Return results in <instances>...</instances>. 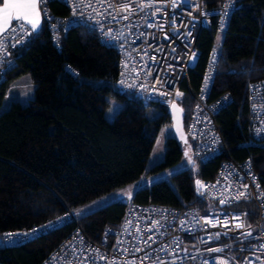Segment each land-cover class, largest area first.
<instances>
[{
	"label": "trees",
	"instance_id": "16d2710c",
	"mask_svg": "<svg viewBox=\"0 0 264 264\" xmlns=\"http://www.w3.org/2000/svg\"><path fill=\"white\" fill-rule=\"evenodd\" d=\"M221 0H204L206 8ZM56 14H66L59 1H50ZM216 29H201L197 60L180 86L183 122L193 105L189 87L200 88L212 47L218 54L215 80L209 99L229 96L215 114L226 144V155L199 161L197 170L184 168L170 180L138 187L131 200L179 208L196 207L201 201L195 180L212 179L224 156L249 159L264 173V146L248 142V88L264 78V0H236L219 46ZM15 65L0 84V104L9 82L29 74L33 96L26 104L12 100L0 111V238L5 231H21L45 222L70 208L76 209L128 183H138L146 172H156L182 157V142L174 135L165 140L161 161L146 170L159 127L171 123L164 106L144 103L121 92L116 85L118 56L101 44L85 26H72L62 34L59 49L46 27L14 51ZM112 96L122 107L112 120L104 111ZM152 108L162 111L154 115ZM254 214L249 202L245 207ZM126 208L121 200L78 215L91 239L115 227ZM235 208H242L236 205ZM67 222L18 245H3L0 264H41L73 233Z\"/></svg>",
	"mask_w": 264,
	"mask_h": 264
},
{
	"label": "built area",
	"instance_id": "2783aa9c",
	"mask_svg": "<svg viewBox=\"0 0 264 264\" xmlns=\"http://www.w3.org/2000/svg\"><path fill=\"white\" fill-rule=\"evenodd\" d=\"M50 1L45 0L40 5L42 24L58 49L60 38L68 28L87 27L101 44L114 49L118 56L117 88L144 103L156 102L166 110L173 102L181 107L180 84L188 79V70L193 60H197L196 41L200 30L214 28L218 33L225 32L236 6V0H221L213 8H206L204 0H103V3L56 0L67 9L66 14H56ZM126 2L135 11H119L120 5ZM142 3H150L151 7L141 10ZM113 16L116 18L112 19ZM124 16L128 18L123 19ZM15 23L13 21L14 26ZM30 37L19 28L0 33V84L15 65L14 51L25 45ZM217 62L218 54L212 47L200 88L195 91L189 87L188 90L193 105L185 132L199 161L227 153L215 114L227 103L229 96L209 99ZM177 92L182 95L177 96ZM247 98L248 142L264 146V78L249 85ZM197 181L205 187L198 190ZM195 187L201 198L196 207L128 201L118 225L106 227L96 240L85 233L78 215L70 208L28 229L5 231L0 240L3 245L22 244L51 231L44 227L49 222L59 227L72 221V235L41 264H173V261L175 264H203L205 260L216 264L217 259L227 264H248L249 260L252 264H260L264 260V250L259 247L264 244V173H257L249 159L236 160L228 155L221 159L212 179L197 178ZM239 192H245L246 198L233 200ZM225 197L230 203L221 205L219 201ZM245 202L253 206V215ZM236 205L242 208H235ZM236 215L241 217L240 221L232 219ZM206 220H211L212 224L205 223ZM225 220L229 222L227 228L223 227ZM153 221L158 222L156 227ZM237 223H243L244 227L236 229ZM33 229L40 231L33 233ZM246 232L252 235L245 237L243 233ZM9 233L15 235L8 237ZM149 236L152 239L145 245ZM137 248L142 251H136ZM210 248H223L224 251L209 252ZM102 256L104 259L100 258Z\"/></svg>",
	"mask_w": 264,
	"mask_h": 264
},
{
	"label": "rangeland",
	"instance_id": "374dc122",
	"mask_svg": "<svg viewBox=\"0 0 264 264\" xmlns=\"http://www.w3.org/2000/svg\"><path fill=\"white\" fill-rule=\"evenodd\" d=\"M222 38H223V33H218L215 40L216 46H219V44L222 41ZM27 77H29V74H27ZM25 96L26 95H23V99H22L23 104H26L29 100ZM12 99H13L12 96L5 95L3 97V101L0 104V111L7 108L10 105ZM107 99L109 104L105 108L104 116L107 120H112L114 118L115 113L122 107V102H120L119 100L115 99L112 96H108ZM152 110H154V115L157 114V116L160 113H162V111H159L158 109L155 108H152ZM172 135H174V132L171 123H163L159 127V130L154 140V144L147 159L146 170H149L151 166H153L154 164H156L157 162L163 159L165 154V140L167 137ZM186 152L188 153V156L185 155ZM188 157H191L192 163H189ZM198 162L199 160L196 158V156L192 151L190 141L186 140L185 143H182V157L180 161L156 172H146L141 177L138 183L135 182L128 183L108 194L96 198L86 203L82 207L76 209V213L78 215H81L91 210H94L98 207H101L109 202L127 198L129 197L128 195L129 192H131L133 195L134 191L137 190L138 187L148 186L155 181L163 180V179L169 181L172 174L184 168H192L194 171H196L198 167Z\"/></svg>",
	"mask_w": 264,
	"mask_h": 264
},
{
	"label": "snow or ice",
	"instance_id": "6c2138e0",
	"mask_svg": "<svg viewBox=\"0 0 264 264\" xmlns=\"http://www.w3.org/2000/svg\"><path fill=\"white\" fill-rule=\"evenodd\" d=\"M45 0H2V3H0V33H4L6 31H16L17 28L20 30L24 31L26 35H31L35 34L39 31L40 25L42 22V17H41V9L40 5L44 3ZM99 3H103V0H98ZM173 6H175V3H173ZM140 9L142 10L145 7H151V4H140L139 5ZM119 11H135V9L130 8L129 3H123L120 5ZM159 11V9H157ZM99 14V13H98ZM227 16V13L224 14ZM116 17L113 16L112 19H115ZM127 16H124L123 19H127ZM13 21H15V26L13 25ZM151 26V25H149ZM223 22L221 24V27L223 28ZM190 34V33H189ZM193 58H195V54H193ZM153 59H155L153 57ZM216 57H213V62H215ZM208 77H206L207 81ZM182 95L181 93L177 92V96ZM173 108L176 107L175 104L172 105ZM186 156H188V153H185ZM189 163H192L191 157H188ZM197 186L198 190L202 187H205L204 185L201 184L200 181H197ZM247 185H244V188H247ZM258 187V186H257ZM202 194V193H201ZM129 197H131L132 193H128ZM246 193L245 192H239L235 197H233V200H240L241 198H246ZM221 205H225L230 203L229 199L225 197L224 199H221L220 201ZM232 219L240 221L241 217L239 215L233 216ZM158 222L153 221V227H156ZM205 223L207 224H212L211 220H206ZM217 223H220L219 220ZM228 221L225 220L223 222V227L227 228L228 227ZM213 226H216L215 224ZM49 229H56L58 227L57 223L49 222L48 225L44 226ZM236 229H240L244 227L243 223H237L234 225ZM127 229H125L126 231ZM37 231H40V229H33L32 232L36 233ZM147 231H152V229H147ZM15 234L9 233L7 234L8 237H11ZM27 236L28 233H25ZM219 236V233L216 234ZM245 237H250L252 235L251 232H246L243 233ZM152 237L149 236L147 240L144 241L145 245H148V240H151ZM120 243V241H118ZM261 250H264V244L259 245ZM136 251H142V249L137 248L135 249ZM209 252H223V248H210L208 249ZM101 259H104V257H100ZM144 259H147V256H145ZM257 260H260V257H256ZM173 264H175V261H173ZM203 264H209L207 260L203 262ZM216 264H227V261L223 259H217ZM248 264H252V262L249 260ZM260 264H264V260L260 261Z\"/></svg>",
	"mask_w": 264,
	"mask_h": 264
},
{
	"label": "crops",
	"instance_id": "0c3cea01",
	"mask_svg": "<svg viewBox=\"0 0 264 264\" xmlns=\"http://www.w3.org/2000/svg\"><path fill=\"white\" fill-rule=\"evenodd\" d=\"M0 3H2V0H0ZM33 86L34 84L30 76L27 77V74H23L9 82V86L6 90V95L12 96V100H18L23 104V95H26L25 97H27L28 99L32 97L31 95H33ZM2 101L3 99L1 100V102Z\"/></svg>",
	"mask_w": 264,
	"mask_h": 264
},
{
	"label": "water",
	"instance_id": "95a60500",
	"mask_svg": "<svg viewBox=\"0 0 264 264\" xmlns=\"http://www.w3.org/2000/svg\"><path fill=\"white\" fill-rule=\"evenodd\" d=\"M195 62V59L193 60V63ZM173 104L176 105L175 108H173ZM170 108L167 110V113L171 119V125L173 128L174 136L179 139L182 143H185L187 140V135L184 128V122H183V110L182 108L176 103L173 102ZM131 200V197H127L122 199L121 201L124 204H127L128 201Z\"/></svg>",
	"mask_w": 264,
	"mask_h": 264
}]
</instances>
